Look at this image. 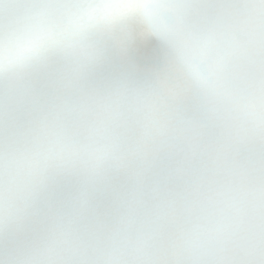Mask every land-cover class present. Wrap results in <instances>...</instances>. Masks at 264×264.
<instances>
[{
  "label": "snow or ice",
  "instance_id": "obj_1",
  "mask_svg": "<svg viewBox=\"0 0 264 264\" xmlns=\"http://www.w3.org/2000/svg\"><path fill=\"white\" fill-rule=\"evenodd\" d=\"M0 264H264V0H0Z\"/></svg>",
  "mask_w": 264,
  "mask_h": 264
}]
</instances>
